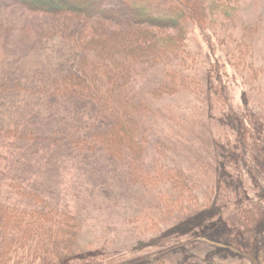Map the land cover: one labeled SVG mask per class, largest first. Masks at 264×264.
Returning a JSON list of instances; mask_svg holds the SVG:
<instances>
[{"label": "trees", "instance_id": "16d2710c", "mask_svg": "<svg viewBox=\"0 0 264 264\" xmlns=\"http://www.w3.org/2000/svg\"><path fill=\"white\" fill-rule=\"evenodd\" d=\"M243 2L0 1V264H127L147 253L146 248L138 246L133 252H114L107 246L102 249L95 243L86 245L81 215L62 203L54 181L42 182L33 171L39 168V162H43L40 171H47V163L57 161L60 166L52 162V175L61 179L71 160L76 159L88 178L90 165L84 162L85 158L104 153L130 163L136 180L147 178V161L154 140L153 119L161 112L155 101L184 92L207 95L206 98L212 94L219 117L211 119L212 124L201 118L195 122H203L205 128L220 125L222 133L216 140L227 150L241 146L236 149L235 159L226 160L228 168L239 161L248 163V153L264 147V111H257L249 103L236 104L235 94L242 84L248 86L249 82L264 79V66L257 62L254 45L247 36L237 38L234 33L228 43H233L235 50L223 56L215 49L204 56L192 45L197 30L211 41L212 28L218 33L228 30L243 12ZM17 10L26 12L29 23H18ZM33 14L48 17L44 24H39L40 19L32 20L36 17ZM52 18L78 26L69 35L70 54L76 55L71 67H57L54 57L52 64H48L52 35L43 28ZM263 22L264 17L249 29L254 34ZM20 32L27 42L32 38L37 43L47 41L43 70L34 63L43 61L39 52L37 60L5 53V47L10 48L15 37L21 39ZM19 42L24 44V40ZM40 48L37 44L33 49ZM157 69L164 74L162 82L147 93L152 99L140 97L136 93L138 78L147 70ZM180 135L193 136L186 131ZM243 169L246 168L239 170ZM153 174L159 179L152 184L166 182L172 188L162 195L164 199L177 198L172 206L163 207L171 223L212 204L215 195L219 197V185L222 192L226 191L228 206L237 202L223 178L217 186H209L207 201L203 203L198 190L204 183L188 169L179 167ZM238 210L253 229H260L263 219L252 202H241ZM146 221H150L148 215L133 219L140 225L141 234H158L160 222L146 226ZM164 239L161 235L159 241ZM145 243L142 239L140 245ZM161 264L170 262L163 258Z\"/></svg>", "mask_w": 264, "mask_h": 264}, {"label": "rangeland", "instance_id": "374dc122", "mask_svg": "<svg viewBox=\"0 0 264 264\" xmlns=\"http://www.w3.org/2000/svg\"><path fill=\"white\" fill-rule=\"evenodd\" d=\"M0 1L5 4L13 2ZM243 1V12L237 21L230 24L228 30L223 29L218 33L215 28L211 29L212 41L205 37L201 30H197L193 37V49L200 51L204 56L215 49L219 56H223L235 50V45L228 43L230 34L234 33L237 38L247 36L248 42L255 47L258 64L264 66V24L254 34L249 29L251 24L262 22L264 0ZM16 13H20L16 18L20 25L29 23L26 12L17 10ZM35 16L32 20L40 19L39 24H44L48 17ZM59 21L52 18V22H47L50 24L43 28L52 35L48 64H52L54 57L57 67H66L73 63L72 59L76 60V55L70 54L72 49L68 41L69 35L76 31L78 26ZM26 33L34 36L32 32ZM19 37L21 39H13L10 48H7L8 45L5 47V53L9 52L13 56L20 54L27 60L35 57L37 60L39 52L42 63L34 61L35 59L33 61L42 69L43 64H46L47 55L44 52L47 41L38 40L37 43L35 38H32L31 42H27V37L21 32ZM23 40L22 45L19 41ZM37 44L41 48L33 49ZM32 51L35 55H32ZM163 74L161 69L143 72L138 78L136 93L140 97L152 99L147 93L155 84L162 82ZM235 94L236 104L249 103L257 111H264V79L254 84L249 82L248 86L242 84L236 88ZM210 95L206 98L207 95L197 96L184 92L173 98L155 101L161 112L153 119L154 140L147 161V178L136 180L133 175L134 168L130 163L104 153L85 158L84 162L90 165L88 178H85L76 159L71 160L69 169L61 179L52 175V162L53 165H59L57 161H49L47 171H40L43 169V162H39V168L33 171L34 176L45 183L54 181L62 203L81 215L85 224L86 245L95 243L102 246V249L107 246L114 252L126 249L133 252L139 249L137 246L146 248V254L133 258L127 264H161L163 258H167L170 264H264V147H257L248 153L251 164H248L250 161H239L241 165L233 163L234 166L228 168L226 160L235 159L236 149L241 146H233L234 148L227 150L216 140L217 135L222 133L220 125L204 127L203 122L212 124L211 119L219 117L217 104ZM200 118L202 124L195 122ZM182 131L191 132L193 136H181ZM225 153L233 157L228 158ZM179 167L188 169L194 177H199L204 183L198 190L203 203L207 199L209 186H217L223 182L222 178L228 182V192L237 202L234 206H228L226 191L222 192L219 185V197L215 195L212 204L190 213L182 221L171 223L165 217L163 207L168 204L172 206L177 198L172 201L164 199L162 195L172 191V188L166 182L152 184L154 180L156 182L159 179L156 175L154 177L153 173ZM243 167L246 169L239 170ZM237 191L239 193L236 195ZM243 201H250L259 209L263 219L260 229H253L238 210V205ZM177 212L178 210L175 211L176 214ZM145 215L150 217L146 226L160 222L161 230L158 234H141L140 225L134 223L133 219ZM203 228L210 230L201 231ZM161 235L165 239L159 241ZM142 239L146 243L140 245Z\"/></svg>", "mask_w": 264, "mask_h": 264}]
</instances>
